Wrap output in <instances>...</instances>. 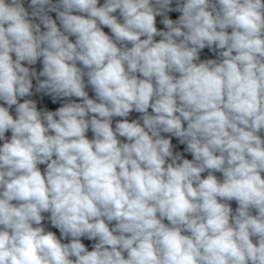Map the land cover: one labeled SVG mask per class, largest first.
<instances>
[{
  "label": "clouds",
  "instance_id": "clouds-1",
  "mask_svg": "<svg viewBox=\"0 0 264 264\" xmlns=\"http://www.w3.org/2000/svg\"><path fill=\"white\" fill-rule=\"evenodd\" d=\"M0 142V264H264V0H0Z\"/></svg>",
  "mask_w": 264,
  "mask_h": 264
},
{
  "label": "rangeland",
  "instance_id": "rangeland-1",
  "mask_svg": "<svg viewBox=\"0 0 264 264\" xmlns=\"http://www.w3.org/2000/svg\"><path fill=\"white\" fill-rule=\"evenodd\" d=\"M101 2H103V0H101ZM26 3H27V0H26ZM175 16H176V13H169V17H170V18L175 19ZM160 19H161L160 17H157L158 22L160 21ZM159 24H160V23H159ZM160 27H163V25L160 24ZM72 39H74V38H72ZM201 59H205V58H202V57H201ZM34 67L37 69V72H39V71L42 69V64L37 63ZM33 84L35 85V80H33ZM31 98H32V99H36V100L38 101V108H40V107H46V108H48L49 110L54 111V110H56L58 107H60V106L62 105V101H57L56 103H52V102H51V97H43V98L41 99L40 94L34 95V96L31 97ZM73 99H75V98H73ZM77 102H79V101H77ZM150 111H151V109H150ZM0 143H2V142H0ZM177 143H178V142L175 141V144H177ZM182 148H183V146H179L178 149L182 150ZM189 159H190V158H189ZM40 167H41V166H40ZM217 175H220V174H217ZM45 226H46V228H47L48 230H51V231L56 232L57 236H59V232H58V230L52 228L50 225L47 224L46 221H45Z\"/></svg>",
  "mask_w": 264,
  "mask_h": 264
},
{
  "label": "trees",
  "instance_id": "trees-1",
  "mask_svg": "<svg viewBox=\"0 0 264 264\" xmlns=\"http://www.w3.org/2000/svg\"><path fill=\"white\" fill-rule=\"evenodd\" d=\"M51 15L53 16V19H55V13H52ZM179 15H180L179 13H176L175 19L178 18ZM157 27L160 28V29H163V27H160V24H159L158 20H157ZM104 30H105L106 32L109 31L107 28H105ZM157 39H159V38H157ZM201 57H202V58H215L214 55H213L212 53H210L207 49H205V50L202 52ZM37 63H40V62L38 61ZM25 66H27V65L25 64ZM34 66H35V65H34ZM34 66H32V67H34ZM87 90L89 91V95H90V97H92V96H93V93L91 92V90H90V89H87ZM21 102H23V100H21ZM138 116H139L138 113L133 112V113L130 115L129 119H135V118H137ZM117 119H120V118H118V117H117V118H114V122H115V120H117ZM113 126H114V125H113ZM91 138H92V136H91ZM91 138H90V139H91ZM175 141H176V139L173 138V143H174V144H175ZM178 150H180V149H178ZM186 155H187V158H190V159H191V156H190V155H188V154H186ZM205 175H206V174H205ZM232 206H233V208L236 207V204H235L234 201L232 202ZM82 239H83V238H82ZM83 242L86 244V246H88L89 250H91V244H92V242H91V241H87V240H83Z\"/></svg>",
  "mask_w": 264,
  "mask_h": 264
},
{
  "label": "crops",
  "instance_id": "crops-1",
  "mask_svg": "<svg viewBox=\"0 0 264 264\" xmlns=\"http://www.w3.org/2000/svg\"><path fill=\"white\" fill-rule=\"evenodd\" d=\"M6 135L7 136H10V132L9 133H6ZM88 135V138L90 139L91 138V136H92V133H91V131H89V133L87 134ZM43 165H41V169L43 170Z\"/></svg>",
  "mask_w": 264,
  "mask_h": 264
}]
</instances>
